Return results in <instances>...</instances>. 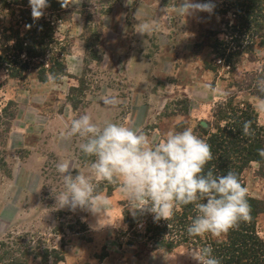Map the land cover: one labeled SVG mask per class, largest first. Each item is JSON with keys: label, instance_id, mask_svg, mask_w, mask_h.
<instances>
[{"label": "rangeland", "instance_id": "374dc122", "mask_svg": "<svg viewBox=\"0 0 264 264\" xmlns=\"http://www.w3.org/2000/svg\"><path fill=\"white\" fill-rule=\"evenodd\" d=\"M182 2L80 0L63 11L47 7L42 18L52 24L50 50L23 75L0 65V264H197L187 246L169 252L144 239L125 244L120 235L130 211L119 181H95L107 199L100 216L57 208L55 199L63 188L56 165L71 159L80 171L90 159L79 152L78 136L65 135L80 115L137 127L156 141L172 129L191 126L196 133L198 123L213 129L221 124L220 115L212 117L216 106L231 100L234 106L256 102L264 126V90L257 86L264 45L233 49L225 26L231 16L183 17ZM17 17L16 10H0L1 25ZM144 24L150 30L140 33ZM216 40L232 48L227 61H215ZM60 50L68 53V76L40 82L39 64ZM205 64L216 67L212 72ZM242 179L261 205L256 229L264 241V164L251 163Z\"/></svg>", "mask_w": 264, "mask_h": 264}, {"label": "clouds", "instance_id": "9594fccd", "mask_svg": "<svg viewBox=\"0 0 264 264\" xmlns=\"http://www.w3.org/2000/svg\"><path fill=\"white\" fill-rule=\"evenodd\" d=\"M61 8L79 5L80 0H57ZM32 18L39 19L49 0H28ZM211 3L183 0L178 14L210 12ZM150 30L148 24L140 33ZM50 79L55 81L54 76ZM257 86L264 90V79ZM115 98L104 99L114 105ZM242 131L251 135V123L244 121ZM66 136H78L79 152L90 158L85 169L65 159L56 165L63 188L57 193V208L86 210L100 216L107 199L98 191L95 181L120 182V191L128 202L130 214H152L153 220L169 219L178 206L193 204L196 210L187 227L190 236L211 235L219 238L230 229L251 219L247 189L233 171L224 174L205 166L213 159L210 145L194 132L193 127L172 129L153 141L137 127L105 121L93 122L88 114L73 118ZM264 157V148L257 149ZM197 264H221L210 245L203 246L194 256Z\"/></svg>", "mask_w": 264, "mask_h": 264}, {"label": "trees", "instance_id": "16d2710c", "mask_svg": "<svg viewBox=\"0 0 264 264\" xmlns=\"http://www.w3.org/2000/svg\"><path fill=\"white\" fill-rule=\"evenodd\" d=\"M209 3L213 5L212 11L215 15L232 17V22H225V26L230 34L229 43L233 45V49L240 48L244 51L248 47L252 49L264 45V0H209ZM48 7L53 8V11L65 10L57 0H49ZM1 9L13 12L16 10L18 17L2 23L3 26L0 24V65L13 75H23L28 71L33 59L40 58L53 46L52 35L50 36L53 33L52 24L42 16L34 20L28 0H0ZM20 27L25 28L23 33ZM33 33L38 36L33 37ZM46 40L47 45L44 44ZM215 44L218 48V54L214 56L215 61H227V53L232 48L224 46V41L216 40ZM67 54L60 50L59 53L51 54L46 65L39 64L37 79L45 83L51 80L50 76H54L55 81H51L56 82L68 76L65 63ZM205 67L213 72L216 66L205 64ZM219 115L221 124L218 123L213 129H205L200 123L196 126V134L206 140L213 154V159L205 166V170L211 168L220 174L233 171L244 186V170L254 162L264 164V157L257 153V149L264 148V126L259 124L257 112L249 102L234 106L231 100H228L217 105L212 113L213 118ZM244 121L251 123V135L243 133ZM246 198L251 209V219L240 223L238 227L230 229L219 238L208 234L190 236L187 233L186 229L196 214L193 204L178 206L171 218L158 221H154L152 214L146 212H137L135 216H130L126 211L123 218L126 230L121 233L120 238L125 237L127 246L144 239L154 248L169 252L187 246L197 253L203 246L210 245L213 255L220 259L221 264H264V241L256 229L261 205L248 195Z\"/></svg>", "mask_w": 264, "mask_h": 264}, {"label": "crops", "instance_id": "0c3cea01", "mask_svg": "<svg viewBox=\"0 0 264 264\" xmlns=\"http://www.w3.org/2000/svg\"><path fill=\"white\" fill-rule=\"evenodd\" d=\"M261 104L264 105V103H260V102H259V105H261ZM252 105L256 108V105H257V104H256V102H252Z\"/></svg>", "mask_w": 264, "mask_h": 264}]
</instances>
